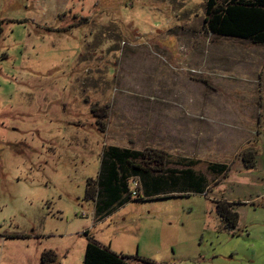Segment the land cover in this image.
Instances as JSON below:
<instances>
[{
    "label": "rangeland",
    "instance_id": "374dc122",
    "mask_svg": "<svg viewBox=\"0 0 264 264\" xmlns=\"http://www.w3.org/2000/svg\"><path fill=\"white\" fill-rule=\"evenodd\" d=\"M205 5L0 0V264L47 251L45 264H82L87 238L131 264H264V202L224 230L207 168H235L227 196H258L262 174L242 158L256 140L263 153L264 45L210 34ZM109 146L164 152L171 169L196 163L208 188L128 202L98 222L85 185Z\"/></svg>",
    "mask_w": 264,
    "mask_h": 264
},
{
    "label": "trees",
    "instance_id": "16d2710c",
    "mask_svg": "<svg viewBox=\"0 0 264 264\" xmlns=\"http://www.w3.org/2000/svg\"><path fill=\"white\" fill-rule=\"evenodd\" d=\"M2 24L0 22V36ZM204 25L212 35L264 45V0H206ZM101 118L105 119L106 114L103 113ZM152 154L114 146L103 150L98 178L87 180L84 195L86 200L95 204L96 221H101L115 208L128 202L157 200L187 193L202 194L208 188L206 178L193 170L196 163H180L185 168L171 169L167 167L166 153L154 151ZM242 161L246 169H252L255 165L254 151H246ZM207 168L215 176H226L228 172L225 165L210 163ZM132 181L137 183L134 191L131 189ZM214 206L222 228L234 231L238 215L233 211V205L217 201ZM83 235L88 237V232ZM47 259L55 260L52 251L42 254L43 264ZM135 261V264H154L138 257ZM82 264H131V261L87 238Z\"/></svg>",
    "mask_w": 264,
    "mask_h": 264
},
{
    "label": "crops",
    "instance_id": "0c3cea01",
    "mask_svg": "<svg viewBox=\"0 0 264 264\" xmlns=\"http://www.w3.org/2000/svg\"><path fill=\"white\" fill-rule=\"evenodd\" d=\"M230 134H233V136H238V135L242 136V131L239 132V130H237V131L234 130V133H230ZM254 134L256 136H259L258 130H256V132H254ZM241 141L242 140H239V143H241ZM258 142L260 143L259 140H256V144H254L255 146L253 147L254 148V153H255V165H254V167L252 169H247V170H256V171L258 170L262 174L260 176L261 177V181H256L254 183L255 186L260 190L258 192V194H257L258 196H256L254 199L235 198L231 194L228 195V196L226 194H224V191H226L227 186H232L235 183L232 180L236 176V171L233 172L234 173L233 177L230 176L231 177V184L228 183V181L230 180V177H228V174H229L230 171H233L235 168L233 167V168L230 169L229 168L230 167L229 164H226L225 162H213V163H211V164H216V165H225L228 168V172H227L226 176L219 175L218 176V181L214 180L213 183H212V185L215 184L217 186L218 192H219V194L217 196H214L215 199L214 198L212 199V203L214 204V202H217V201H224L226 203L232 204L233 205V211L236 212L238 216H239V213H238L239 207L246 206L247 204H250V202H253V201H256L257 203L262 202V201L264 202V184H263L264 183V146L263 145L260 146V147H263L262 148L263 153L262 152L258 153V151H260V150L257 149L259 147H256ZM235 147H237V146H235ZM214 208H215V206H214ZM239 226H241V223H240L239 217H238V224H237L236 229L233 232H236V230L240 228ZM224 260L225 259H223V260L222 259H217L216 260V257H211L210 258V256L209 257L205 256V257H199L198 260L194 264H230V263H228V262H226ZM37 263H38V261H37ZM41 263L42 262H41V254H40V258H39V263L38 264H41Z\"/></svg>",
    "mask_w": 264,
    "mask_h": 264
},
{
    "label": "built area",
    "instance_id": "2783aa9c",
    "mask_svg": "<svg viewBox=\"0 0 264 264\" xmlns=\"http://www.w3.org/2000/svg\"><path fill=\"white\" fill-rule=\"evenodd\" d=\"M131 183H132V186H133V188H132V189H133V191H134V190H135V188L137 187V183H136V182H133V181H132ZM133 195H135V193H133Z\"/></svg>",
    "mask_w": 264,
    "mask_h": 264
}]
</instances>
